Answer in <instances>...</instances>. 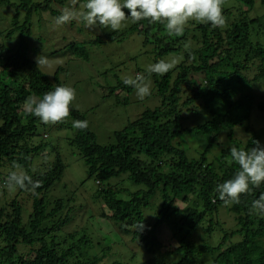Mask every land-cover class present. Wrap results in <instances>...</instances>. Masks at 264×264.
<instances>
[{"label": "trees", "instance_id": "obj_1", "mask_svg": "<svg viewBox=\"0 0 264 264\" xmlns=\"http://www.w3.org/2000/svg\"><path fill=\"white\" fill-rule=\"evenodd\" d=\"M71 2L0 0V7L14 13L6 36L18 37L14 47L0 45V264H128L116 262L104 248L100 257L93 253L92 259L86 258L84 249L91 254L87 236L64 229L74 221L72 202L53 194L67 165L59 153L50 156L55 149L48 153L47 145L32 143L42 121L28 114L26 101L62 86V68L51 81L30 59L27 38L33 29L32 19L39 12L58 17V5L65 7ZM85 2L77 0L75 8L83 10ZM261 5L264 7V0ZM246 6L248 10L243 9ZM254 7L255 0H226L223 28L190 21L181 35H169L163 23L133 22L131 18L126 30L115 31L100 25L88 28L82 22L79 26L77 21L68 23L72 32L77 24L87 36L93 35L90 41L69 45L82 60L89 59L85 48L90 43L119 44L132 34L144 38L156 62L170 54L184 56L165 75L145 74L154 80L162 104L115 131L113 143L98 144L89 123L86 129L75 128L70 141L86 166L88 179L97 182L93 196L102 216L127 227L126 234L133 231L139 256H150L143 264H264V216L250 212L252 201L264 192V184L242 195L239 204L225 203L217 192V185L239 170L231 160L230 147L250 150L255 141L262 144L250 118L254 109L264 117V98L254 103L240 89L249 73L254 81L264 83V26L261 18L249 17ZM119 90L132 92L134 88L123 81L109 94ZM194 111L203 113L205 120L186 128L187 116ZM69 119L87 120L74 105ZM244 124L249 135L246 142L237 139L234 131ZM223 135L226 146L210 158ZM185 136L196 137L200 148L182 146L178 141ZM37 156L43 160L40 172L34 173L32 164ZM14 165L38 180L40 187L34 192L8 189L5 182ZM114 179L117 181L111 182ZM127 182L139 188L131 190ZM153 204L154 219L148 222L144 210ZM226 213L234 223L223 218ZM165 222L172 229L174 250L157 236ZM198 238L199 244L195 242Z\"/></svg>", "mask_w": 264, "mask_h": 264}, {"label": "rangeland", "instance_id": "obj_2", "mask_svg": "<svg viewBox=\"0 0 264 264\" xmlns=\"http://www.w3.org/2000/svg\"><path fill=\"white\" fill-rule=\"evenodd\" d=\"M71 6H73L72 2L65 7ZM65 7L58 5L61 10ZM243 9L248 10V7L246 6ZM39 13L32 19L33 29L31 35L27 38L30 59L36 64L35 58L38 55L48 58L51 66H40L39 69L51 81H53L56 71L62 68L59 73L60 83L62 86H69L76 90L74 108L85 114L91 131L96 135L98 144L113 143L115 131L124 129L130 122L137 120L144 111L161 106L162 99L152 78H147L151 82V95L143 100L137 97L135 89L132 92L119 90L112 95L109 94L110 89L118 86L120 82L124 81V78L134 77L137 73L145 75L147 66L156 62L151 49L144 45L143 37L132 34L119 44L97 45L90 43L85 48L89 53V59L82 60L77 57L74 49L69 45L77 40L90 41L93 35L87 36L79 30L77 24L73 26L75 27L74 32L69 29V24L57 26L55 24L56 17L48 12L40 15ZM13 15V11L0 7V31L3 32V35L0 34V45H4L7 49L16 46L18 40V37L10 39L6 36L7 31L12 27ZM248 15L251 18H261L264 26V7L261 5V0H255V7ZM49 20L52 22L48 23ZM77 23L80 26V22ZM129 26L130 21L126 20L118 30H126ZM105 30L113 31L110 27H105ZM4 32L6 33L4 34ZM101 32L104 33L103 30ZM183 57V53L170 54L159 60L170 61L176 58L180 63ZM234 75L239 76L236 72ZM253 78L252 73L245 75L240 84V89L243 90L244 95L246 93L249 96V100L253 99L256 103L264 98V83L256 82ZM197 86L198 82L194 87ZM184 112H186V109ZM190 114L187 116L186 128L205 120L203 113L195 114L194 111ZM262 120H264L263 113L254 109L251 113L250 123L256 132L260 134L261 142L264 145V124ZM72 122L71 119L55 125L41 122L32 138L34 145H47L48 153L52 148L55 149L54 152L50 153V156L59 153L67 165L64 177L55 185L56 189L53 192L55 196L68 198L72 202V207H74L72 210V215L75 216L74 221L70 222L64 229L67 230V233L77 231L80 237L87 236L91 242V254L86 252L87 249H84L83 254L89 260L93 258L94 254H99L100 257L102 255L101 250L104 248L108 251V254L113 256L114 260H118L116 262L143 264L145 260L149 261L150 256L145 257V254L143 258L139 256V248L132 241L133 231L130 230L131 233L126 234L125 228L127 227L112 220L109 221L102 216L100 205L94 200L93 196L97 191V182L94 179H88L83 160L79 158L75 148L70 144L76 133V129L72 127ZM244 130H246L245 124L236 126L234 129L236 138L246 142L249 135ZM187 137H183L182 142L179 138L178 142L182 146L189 145L193 150L200 148V145L195 142L196 137ZM226 142L227 137L223 135L222 142H217L216 145L218 146L213 148L209 157L213 159L219 155V152L226 146ZM183 143L185 144L183 145ZM42 160L39 156L34 158L32 172H40ZM44 160L47 161L46 158ZM115 181L117 180L114 179L111 182ZM127 183V187L131 190L139 188L131 182ZM154 206L153 204L144 210L148 222L154 219V210L156 209H154ZM223 218L229 223H234L233 217L227 213L224 214ZM171 233L172 229L167 222L157 229V236L163 245L174 250L176 244ZM195 242L199 244L202 241L198 238L195 239Z\"/></svg>", "mask_w": 264, "mask_h": 264}, {"label": "clouds", "instance_id": "obj_3", "mask_svg": "<svg viewBox=\"0 0 264 264\" xmlns=\"http://www.w3.org/2000/svg\"><path fill=\"white\" fill-rule=\"evenodd\" d=\"M226 0H86L81 5L83 10H77V0H72L73 6L65 7L61 14L55 18L57 26H63L72 21L82 22L85 27L94 28L97 25L118 30L129 18L133 22L148 20L152 23H163L169 35H181L190 21L210 23L212 27L223 28L226 19L223 8ZM127 9L129 14H126ZM186 47H190L186 45ZM37 67H50L46 56L38 55ZM179 63L176 58L170 61L159 60L149 64L146 73L165 75ZM125 85L136 90V95L143 100L151 95V82L142 73L134 77L124 78ZM76 100V90L69 86H57L42 98L29 97L26 101L28 114L39 118L44 124H60L66 122L71 116V108ZM72 127L86 129L87 120H74ZM222 142L218 140V143ZM255 147L250 150L230 147L231 160L238 164L239 170L234 177L217 185L219 198L225 203H240L242 195L252 192L264 184V145L255 141ZM5 182L10 190L17 188L35 191L40 182L34 181L30 175L14 165ZM250 212L264 216V192L251 203ZM142 225L140 226V228Z\"/></svg>", "mask_w": 264, "mask_h": 264}]
</instances>
